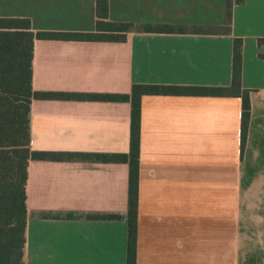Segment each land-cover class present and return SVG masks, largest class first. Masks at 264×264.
Masks as SVG:
<instances>
[{
  "label": "crops",
  "instance_id": "obj_1",
  "mask_svg": "<svg viewBox=\"0 0 264 264\" xmlns=\"http://www.w3.org/2000/svg\"><path fill=\"white\" fill-rule=\"evenodd\" d=\"M110 21L167 24L127 40H36V92L130 94L136 84L227 87L241 39L242 99L144 96L137 264H264V0H109ZM0 19L34 32L91 33L96 0H0ZM263 42H260V41ZM131 104L33 100L32 151L128 154ZM25 264H127L129 165L31 160ZM93 214H118L99 221Z\"/></svg>",
  "mask_w": 264,
  "mask_h": 264
},
{
  "label": "trees",
  "instance_id": "obj_2",
  "mask_svg": "<svg viewBox=\"0 0 264 264\" xmlns=\"http://www.w3.org/2000/svg\"><path fill=\"white\" fill-rule=\"evenodd\" d=\"M245 0H227V15L234 5ZM109 0H96V30L91 33L34 32L28 19H0V264H25L27 228V181L31 160L96 161L129 165L127 264H137L138 183L141 141V102L144 96H185L242 99L241 142L244 148L251 116L250 92L242 86L241 39L233 46L230 86H183L136 84L130 94H81L36 92L33 89L34 43L36 40L112 42L127 40L133 31L156 34L183 33L184 29L167 24L110 21ZM260 42H263L262 40ZM80 99L131 104L130 152L128 154H85L32 151L30 114L33 100ZM92 220L117 221L118 214H93Z\"/></svg>",
  "mask_w": 264,
  "mask_h": 264
}]
</instances>
